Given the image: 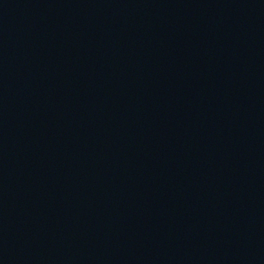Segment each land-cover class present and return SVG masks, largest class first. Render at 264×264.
Listing matches in <instances>:
<instances>
[{"label": "water", "instance_id": "obj_1", "mask_svg": "<svg viewBox=\"0 0 264 264\" xmlns=\"http://www.w3.org/2000/svg\"><path fill=\"white\" fill-rule=\"evenodd\" d=\"M0 264H264V0H0Z\"/></svg>", "mask_w": 264, "mask_h": 264}]
</instances>
